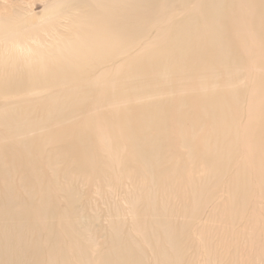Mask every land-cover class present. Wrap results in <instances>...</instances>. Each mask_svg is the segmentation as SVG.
Wrapping results in <instances>:
<instances>
[{
  "label": "rangeland",
  "instance_id": "obj_1",
  "mask_svg": "<svg viewBox=\"0 0 264 264\" xmlns=\"http://www.w3.org/2000/svg\"><path fill=\"white\" fill-rule=\"evenodd\" d=\"M33 1L38 4L37 7L21 0H0V12L9 13L18 6L28 7V14L34 16V26L39 28L49 22L43 17L48 0H30ZM249 3L261 6L262 0H251ZM244 4L245 1H241L240 5ZM256 11L258 15H254L252 20L245 14H239V22L233 26L230 22L229 31L222 32L219 42L226 50L225 55L206 58L200 65L204 71H217L213 85L199 87L196 80L199 75L192 71L166 76L168 85H175L174 89L168 94L162 92L164 106L156 111L159 123L151 124L146 131L137 125V121L126 125L120 122L121 126L109 122L105 115L106 104L96 103V100L103 101L104 97V100L110 98L108 93H103L102 98L88 96L81 105L84 106L83 113L79 110L71 121H65L66 124L63 122L62 126L56 124L46 128L53 131L63 127V132L53 137L52 143L42 147V159L52 157L55 151L60 155L67 153L68 147L72 157L74 148L70 150V143L73 145L75 139L84 136L91 141L88 145L83 140V150L93 155L83 178L62 163L67 156L58 159L54 167L58 184L75 193V199H71L70 204L77 209L75 220L82 222L81 229L77 231L83 232L81 246L84 248H76L73 264H264V7ZM232 14L229 13V21H232ZM260 15L262 17L258 20ZM60 22L66 24L67 20L62 18ZM60 29L67 32L66 27ZM40 33L53 40L46 32ZM232 38L235 40L232 41ZM210 76L206 79L208 82L213 80ZM210 92L214 94L210 100L213 103L208 104L202 96ZM43 95L42 91L27 98ZM222 100L227 103H220ZM111 112L119 117L137 114L136 110L128 114L117 109ZM201 112L213 118L200 116ZM219 113L222 116L216 120L215 115ZM35 114L43 118L46 112L40 109ZM86 122V126H81ZM158 130L163 138L159 148L153 151V161L147 159L145 163L140 157V162L139 155H134L138 147L135 143L125 142V134L143 135L149 140L155 138ZM37 138L43 141V136ZM193 145L195 148H192ZM197 146L200 148L197 149ZM206 146L210 149L217 146V150L221 151H214L215 156L205 158L202 151L206 150ZM101 155L107 159L104 165L100 161ZM40 166L44 187H51L52 184L48 183L52 172L50 166L45 163ZM151 171L154 172L151 174ZM19 173L24 175V171ZM63 175H66L65 179ZM68 179H71L70 185L67 184ZM61 195H54L53 198L60 205L65 201ZM56 220H48V223L56 224ZM77 236L78 233L73 234L77 240L81 239Z\"/></svg>",
  "mask_w": 264,
  "mask_h": 264
},
{
  "label": "bare ground",
  "instance_id": "obj_2",
  "mask_svg": "<svg viewBox=\"0 0 264 264\" xmlns=\"http://www.w3.org/2000/svg\"><path fill=\"white\" fill-rule=\"evenodd\" d=\"M241 1H245L243 6L240 5ZM249 1L251 0H48L43 17L49 22L39 28L34 26V16L28 14V7L18 6L9 13L0 12V264H73V258L77 255L76 248L84 241L81 238L83 232L81 234V231H77L81 229L82 222L80 219L79 222L76 221L77 209L70 204L75 193L58 184L54 167L58 159L67 156L62 163L71 171H76V176L83 178L85 169L93 159V155L83 150L82 146L85 145L83 140L88 144L89 139H85L86 136L79 137L73 145L70 143V150L74 148L72 157L68 147L67 153L60 155L55 151L56 154L52 157L42 159V147L52 143V138L63 132V127L53 131L46 128L61 125L68 119L71 121L83 109L84 106L81 105L88 96L100 98L103 93H108L110 98L104 100V97L103 101L96 100V103L106 104L108 109L105 110V115L109 122L115 125L123 122L126 125L137 121L143 131L151 124L159 123L156 111L164 106L162 92L168 94L175 86L168 85L166 76L192 71L199 75L196 79L199 87L213 85L217 71H204V67L201 68L200 65L206 58L225 55L226 50L219 40L224 30L229 31L230 22L232 26L237 24L241 19L239 14H245L251 19L258 15L257 9L264 7V0L260 3L261 6L250 4ZM21 2L31 7L38 6L30 0ZM229 13H233L232 21H229ZM260 17L262 15L257 19H261ZM62 18H66V24L60 22ZM62 26L67 28V32L61 31ZM40 31L46 32L53 40H48ZM233 40L235 39L232 38ZM111 71L113 74H110ZM208 75L213 79L212 82L206 80ZM42 91L43 97L27 98ZM229 92L233 94L231 90ZM132 95L134 98H131ZM213 95L211 92L204 93L202 98L209 104ZM219 102L227 103L225 100ZM40 109L46 112L43 118L35 116ZM112 109L124 110L126 114L136 110L137 114L119 117L111 112ZM202 112L200 116L203 114L213 118ZM218 116L222 114H216V120H220ZM87 124L86 122L81 126ZM127 133L125 142L135 143L138 147L134 150V155H139L144 162L153 161V151L156 147L159 148L162 133L158 130L155 138L149 140L141 134L136 137ZM41 136L42 142L37 138ZM207 146L202 151L205 158L215 156L214 151H221L217 150V146L215 149ZM192 148H195L194 145ZM123 150L125 152L124 148ZM141 158L138 159L140 162ZM100 159L103 165L107 161L102 155ZM116 162L120 163L118 159ZM44 163L52 170L48 180L51 187H44L41 180L43 171L40 164ZM20 171H24V175ZM152 172L154 171L149 173ZM201 174L204 175V172ZM62 177L65 179L66 175ZM71 179H68V185L71 184ZM54 195L63 197V206L53 200ZM53 219H57L56 224L48 223V220ZM74 233H78L77 237L81 239L74 238Z\"/></svg>",
  "mask_w": 264,
  "mask_h": 264
}]
</instances>
